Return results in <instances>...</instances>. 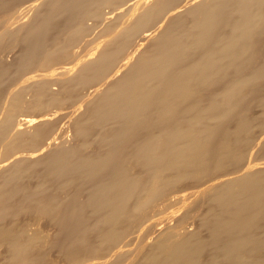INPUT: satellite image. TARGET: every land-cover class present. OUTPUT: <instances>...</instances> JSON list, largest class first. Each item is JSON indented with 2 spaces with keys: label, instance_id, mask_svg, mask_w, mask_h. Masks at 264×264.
<instances>
[{
  "label": "bare ground",
  "instance_id": "obj_1",
  "mask_svg": "<svg viewBox=\"0 0 264 264\" xmlns=\"http://www.w3.org/2000/svg\"><path fill=\"white\" fill-rule=\"evenodd\" d=\"M0 264H264V0H0Z\"/></svg>",
  "mask_w": 264,
  "mask_h": 264
},
{
  "label": "rangeland",
  "instance_id": "obj_2",
  "mask_svg": "<svg viewBox=\"0 0 264 264\" xmlns=\"http://www.w3.org/2000/svg\"><path fill=\"white\" fill-rule=\"evenodd\" d=\"M128 3V2H127ZM127 3H125L124 2V5L125 4H127ZM121 5H123V2L120 4V8H116L115 10L116 11H114V13H113V17L114 18H112V20L114 19H117L118 18V22H120V24L122 23L121 21H123V18H121L120 16H121V14H123L124 12L123 11H126V9L128 8V7H126V6H128L129 5V3H128V5H123V6H121ZM122 7H123V9H125V10H122ZM119 9L121 10L120 12H123V13H118V11H119ZM120 18L122 19L121 21H119L120 20ZM89 23H90V21H88ZM101 26H103V25H101V24H98V26L96 25V27L94 28H92L91 29V31H90V33H89V35H87L86 37H87V40L84 42L83 40L82 41H80V42H82V43H80V42H78L77 44H76V46L74 47V49H77L78 50V53L79 54H81V55H79L78 56V58H82V57H85V55L89 52V51H91L93 48L92 47H94V45H96L97 43H98V41L101 39V35H105L106 34V31H102V28H100ZM99 27V28H98ZM100 32H99V31ZM97 31V32H96ZM101 31L102 32H104V34L103 33H101ZM93 33V34H92ZM108 34V33H107ZM92 35H93V37H92ZM98 35V36H97ZM100 35V36H99ZM94 37H95V43H94ZM89 39V40H88ZM15 40V39H14ZM14 40H12V42H10V40H6V42H2V44L3 45H9V44H11V43H15V41ZM97 40V41H96ZM92 41H93V43H92ZM7 42H9V43H7ZM83 42H84V45H83ZM80 43V44H79ZM1 44V45H2ZM90 46H89V45ZM2 45V46H3ZM81 45H83V46H81ZM10 46V45H9ZM79 46V47H78ZM85 46V47H84ZM4 47V46H3ZM7 47V46H6ZM13 47V45L11 44V46L9 47V48H12ZM84 49H83V48ZM8 48V47H7ZM6 48V49H7ZM82 48V49H81ZM89 48H92L91 50L89 49ZM85 49H86V51H85ZM82 51V52H81ZM84 52H86V53H84ZM82 54H84L83 56H82ZM14 56H15V53L14 52H10V54H8L7 55V59H9V60H13L14 59ZM48 65V64H47ZM45 65V67H47V70L45 71L46 72V75H47V77L49 78V77H51V78H55V75H51L50 76V74H52V70H53V68L50 66V65ZM59 65H61V64H56V65H54L53 67H56V66H59ZM49 66L51 67V69H48L49 68ZM54 87V86H53ZM255 106H257L255 103H253L252 102V104H251V111L253 112V113H255L257 110H259V108L257 107H255ZM253 107V108H252ZM255 111V112H254ZM31 114V113H30ZM55 120H57V119H55ZM61 124H63V121L61 122ZM180 206H181V204H180ZM179 205H176V206H174V207H171V208H169V209H165V210H163L159 215H157L156 217H157V219H154L155 220V223L156 222H158V223H156V225H164V227L166 226V225H168V223H169V221L172 219V218H176V216L177 215H179L180 213H181V211L183 210V206H181L182 208H179L180 207ZM181 210H179V209ZM180 211V212H179ZM178 212V214H176ZM173 213H175V214H173ZM173 215V216H172ZM156 220H158V221H156ZM176 220V219H175ZM172 222H171V225H172V223L174 222V220L172 219L171 220ZM159 222H160V224H159ZM168 222V223H167ZM176 222V221H175ZM170 224V223H169ZM174 224V223H173ZM131 247H132V249L135 247V244H132L131 246H130V250L129 251H131L132 249H131ZM134 250V249H133Z\"/></svg>",
  "mask_w": 264,
  "mask_h": 264
}]
</instances>
